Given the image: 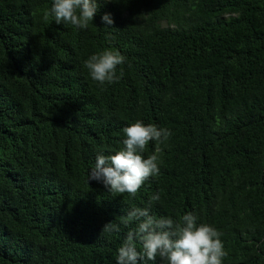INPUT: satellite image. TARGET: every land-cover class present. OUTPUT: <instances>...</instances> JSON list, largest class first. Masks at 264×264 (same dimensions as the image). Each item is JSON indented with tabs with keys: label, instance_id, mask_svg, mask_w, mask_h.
Returning <instances> with one entry per match:
<instances>
[{
	"label": "trees",
	"instance_id": "1",
	"mask_svg": "<svg viewBox=\"0 0 264 264\" xmlns=\"http://www.w3.org/2000/svg\"><path fill=\"white\" fill-rule=\"evenodd\" d=\"M52 3L0 0V264H116L135 224L103 226L157 192L152 214L222 233V264H264V0H98L86 29ZM109 50L123 76L99 85L84 62ZM137 120L172 133L159 175L87 183Z\"/></svg>",
	"mask_w": 264,
	"mask_h": 264
},
{
	"label": "clouds",
	"instance_id": "2",
	"mask_svg": "<svg viewBox=\"0 0 264 264\" xmlns=\"http://www.w3.org/2000/svg\"><path fill=\"white\" fill-rule=\"evenodd\" d=\"M98 6V0H53L48 15L54 17L57 25L63 23L86 29ZM101 21L105 25L113 24L110 14H104ZM125 62L126 57L109 50L91 55L84 66L93 81L104 85L119 81L123 72L117 75V67ZM122 131L126 137L122 141L123 148L114 155L97 154L87 183L101 182L111 194L127 193L134 198L146 181L159 175L160 146L166 144L172 133L167 128L145 125L139 120ZM150 142L156 145L155 152L144 158L142 154ZM159 199L157 192L149 198L146 207H132L103 226V233L112 234L119 233L121 225L135 224L117 250L116 264H156L157 258L161 264H222L228 255L220 239L222 233L211 225H198V217L193 212L179 219L152 214V204Z\"/></svg>",
	"mask_w": 264,
	"mask_h": 264
}]
</instances>
